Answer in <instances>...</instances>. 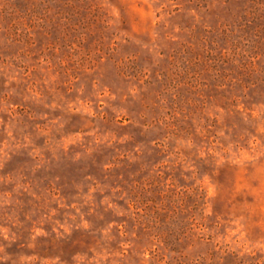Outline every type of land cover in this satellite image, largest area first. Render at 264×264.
<instances>
[{"label": "rangeland", "instance_id": "374dc122", "mask_svg": "<svg viewBox=\"0 0 264 264\" xmlns=\"http://www.w3.org/2000/svg\"><path fill=\"white\" fill-rule=\"evenodd\" d=\"M0 264H264V0H0Z\"/></svg>", "mask_w": 264, "mask_h": 264}]
</instances>
